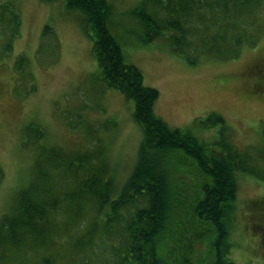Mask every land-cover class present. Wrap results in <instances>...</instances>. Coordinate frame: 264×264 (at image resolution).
Listing matches in <instances>:
<instances>
[{"label": "trees", "instance_id": "trees-1", "mask_svg": "<svg viewBox=\"0 0 264 264\" xmlns=\"http://www.w3.org/2000/svg\"><path fill=\"white\" fill-rule=\"evenodd\" d=\"M263 3L141 0L130 13L138 21L141 41L170 38L171 51L194 64L199 54L235 58L242 45L254 44ZM65 4L84 13L100 76L134 101L133 118L142 127V137L116 196L113 176L103 165L90 164V152L42 148L31 181L17 191L11 211L0 216V259L22 252L28 255L23 262L36 257L38 262L32 264H55L62 253L90 249L91 254L71 264H238L229 256L237 172L264 180V168L257 162L262 153L256 155L250 147L238 150L226 142L218 152L190 129L168 125L154 110L159 91L144 83L138 66L125 61L121 43L108 27L111 3ZM9 11L14 24L10 34H15L19 17ZM195 121L224 128L223 116L214 111ZM54 173L73 175L72 190L58 192L51 183ZM3 176L0 166V184ZM81 204L93 212L85 226ZM58 210H64L70 222L83 220V226L78 222L77 231L55 248Z\"/></svg>", "mask_w": 264, "mask_h": 264}, {"label": "rangeland", "instance_id": "rangeland-1", "mask_svg": "<svg viewBox=\"0 0 264 264\" xmlns=\"http://www.w3.org/2000/svg\"><path fill=\"white\" fill-rule=\"evenodd\" d=\"M107 1L112 5L108 27L125 61L138 66L144 83L159 91L156 114L171 127L190 129L215 151H223L226 142L260 152L257 162L264 168V16L255 28L256 42L242 45L237 57L199 54L190 64L171 51L170 38L141 41L130 13L141 0ZM11 9L19 17L15 34H10ZM92 43L84 13L68 8L65 0H0V216L11 211L17 191L31 181L42 148L90 152V164L103 165L113 176V196L128 176L142 127L133 118L134 101L102 80ZM213 111L223 116V129L220 123L195 121ZM237 178L229 256L238 264H264V180L240 171ZM73 179L54 173L50 182L59 192L72 190ZM81 206L85 226L93 212ZM66 214L55 213V248L77 231L79 221L66 220ZM84 254L62 253L55 264L78 262ZM24 257L18 252L0 264L38 262L36 257L23 262Z\"/></svg>", "mask_w": 264, "mask_h": 264}]
</instances>
